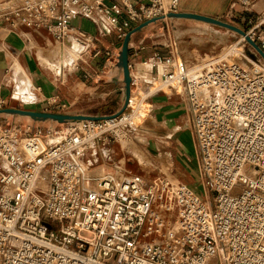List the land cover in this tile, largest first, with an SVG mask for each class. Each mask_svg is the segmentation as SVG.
I'll use <instances>...</instances> for the list:
<instances>
[{"label": "built area", "instance_id": "2783aa9c", "mask_svg": "<svg viewBox=\"0 0 264 264\" xmlns=\"http://www.w3.org/2000/svg\"><path fill=\"white\" fill-rule=\"evenodd\" d=\"M259 1L229 0L244 12ZM178 7L179 0H0V26L89 46L93 39L71 27L77 16L123 40L133 25ZM244 33L264 54V11ZM245 44L259 56L240 36L221 58L186 63L172 38L165 56L142 61L159 80L147 97L166 88L185 98L202 197L166 176H94L84 167L87 149L135 131L137 76L117 117L61 129L0 121V264H264V61L248 58ZM46 104L43 112L68 114L57 97Z\"/></svg>", "mask_w": 264, "mask_h": 264}, {"label": "crops", "instance_id": "0c3cea01", "mask_svg": "<svg viewBox=\"0 0 264 264\" xmlns=\"http://www.w3.org/2000/svg\"><path fill=\"white\" fill-rule=\"evenodd\" d=\"M132 2L138 6L145 4L146 0H132ZM106 3L108 5L111 4L110 1ZM259 4L255 5L256 10ZM137 26L133 25L128 32ZM182 26L185 29L181 30V34L178 37L175 35L171 36L167 30V37L165 34L161 36V33L155 30V26H147L138 32L132 33L128 43L129 74L133 77H139L146 83L155 80L157 76L156 70L143 66L142 61L149 59L156 53L165 56L167 54L166 45L169 39L172 38H177L179 55L184 62L192 63L196 61L197 58L189 61L183 57V54L186 57H192L195 52H198V49H189L192 41H179L178 38L193 33L189 28V24H183ZM71 27L90 36L93 41H97L102 51L113 47L114 52L119 56L120 51L118 52V50H121L123 40H118L115 34L108 32L105 26L102 27L104 28L102 34H98L95 25L90 20L77 16L71 21ZM39 34L45 40L43 44H40L37 36L30 31H21L19 28L9 30L5 25L0 26V99L4 101V105L5 102H17L19 105H24L27 110L43 112L47 106V100L57 97L61 102L69 106L70 115L91 117L114 115L122 108L123 74L122 70L117 67V62L114 63L115 67L113 69H107L108 64L112 65L111 60L104 57L108 52L104 51L101 54V50H97L99 54L92 56L91 65L88 66V73L84 72L83 76L85 79L88 76L91 78L92 83L89 87L85 85L87 81L75 82L74 85H71L72 82H68V79L70 76L72 77L76 68L74 72H66L62 76H55L42 67L47 66L49 68L50 64H54L56 69L54 72L59 73V71L57 72L58 68L62 64L64 66L66 64L61 59L59 62L56 61L58 57L54 55L56 50L47 53L43 51L52 41L41 33ZM70 43L71 45L73 44L71 41H67L63 45L64 48H68ZM105 44L107 45L106 47ZM120 45L121 47H119ZM92 46H94V49L97 48L93 43ZM64 48H60L57 52L65 50ZM41 57L48 58L50 64L43 63ZM203 59L202 57L200 60ZM41 69L59 79L61 81L60 85L54 84L50 77ZM72 80L74 81V79ZM115 94L116 98L114 99L113 95ZM146 102L150 107L146 123L154 132L159 133L160 137L167 139L166 145L169 148H167L166 155L171 167L175 169V174L188 187H195L197 181H199L198 166L197 168L194 166L195 160L197 161V154L194 149L193 135L188 125L187 106L184 96L173 91L158 92L149 95ZM169 132L172 133L168 134ZM146 137L150 139L152 136L146 132ZM141 141L144 142L143 140ZM104 146L105 144L97 142L92 148L87 149L83 153V163L86 169L94 176H104L115 172L122 173L119 163L123 164V161H118L116 165L107 163L105 157L108 156L104 154ZM148 146L151 150L157 149L156 146L152 147L150 144ZM121 148L123 149L122 146ZM107 149L110 152L114 150V147L111 146ZM146 152L150 158L158 159L160 157L159 154H153L148 149ZM112 169L115 171L112 172ZM144 177L147 178L146 176ZM154 178L156 177L152 179Z\"/></svg>", "mask_w": 264, "mask_h": 264}, {"label": "rangeland", "instance_id": "374dc122", "mask_svg": "<svg viewBox=\"0 0 264 264\" xmlns=\"http://www.w3.org/2000/svg\"><path fill=\"white\" fill-rule=\"evenodd\" d=\"M258 3L259 6L256 10L255 5L252 8L251 12H244L242 8H239L238 6L231 7V4L229 0H179V7L176 13H188V14H197V15H202L206 16L215 20H218L222 23L228 24L230 26H233L242 32H247L249 28L253 25L254 21L256 20L257 17L260 16V14L264 11V2L259 1ZM257 3V4H258ZM162 20H157L154 23H150L147 26H155V30L160 32L161 36L162 34H165L167 37V32H170L171 36L175 35L178 37L181 34V30L185 29L183 27V24H189L190 25V30H192L193 33H191L188 36L185 37H180L178 38L179 41H192V43L189 45L190 48H197L198 52H195L192 57H186L185 54H183L184 59L186 60H193L195 58L196 61L201 62V58H204V62L209 61L211 57H216V58H221L223 55H225L229 49L230 46H233L236 41L240 38V35L236 33L233 30L209 24L203 21L199 20H194V19H186V18H168L167 16L165 18H161ZM146 26V27H147ZM21 31H30L34 33L37 36V40L40 44H43L45 42L43 36H40L39 33L42 35L48 37L52 43L49 44L47 48H44V52H50L53 50H59L60 48H64V46L55 44L53 41V38L45 31L42 29H26V28H19ZM93 44L96 45V49H94V46L92 44H89V46H86L82 54L80 55L81 58L77 62H74L70 64L69 66L66 65L64 67L61 66L58 68L57 72L55 73L54 71L56 70L54 67V64H50V69L47 66H41L45 68L48 72H51L55 76H62L66 72H74L75 69V64L76 65V70L72 77L70 76L68 79V82H72L71 85H74L75 82H84L87 81L85 84L86 86L91 85V78L88 76V78H83L84 72L88 73V69L91 65L92 62V56L95 51L101 50L100 49V44L97 41H93ZM244 44V43H243ZM71 43L69 44V46ZM72 45L75 46L73 43ZM181 45V43H180ZM68 46V47H69ZM107 45L105 44V47ZM121 47V45L119 46ZM42 49V48H41ZM67 49V48H66ZM243 50L245 54L250 58L249 56L252 55L254 58V61L258 63V61H262V58L259 56H255V52L245 44L243 47ZM38 51V50H37ZM105 52H108L109 55H105V58H108L111 60V64L107 65V69H113L114 66V57L117 55L116 52H114L113 47H110L106 50ZM101 50V54L104 52ZM120 49L118 50V52ZM252 51V52H251ZM76 51L73 52L75 55ZM253 53V54H252ZM34 58V57H33ZM47 60H49L47 58ZM240 63H244L245 60L242 59L239 61L238 59H235ZM253 61L252 59H250ZM56 61H60V56L56 58ZM202 61V62H203ZM118 62V60H117ZM40 63V62H39ZM49 65V64H48ZM44 73H46L51 81L56 84L57 86L60 85V80L56 79L53 75L49 74L45 70L41 69ZM74 79V81L72 80ZM77 79V80H76ZM144 91V88H141V91L136 93V97L141 95V93ZM114 99L116 98V94L113 95ZM142 106H145V116L147 115V111L150 109V107L146 104L142 103ZM82 107H87V106H82ZM5 108H15V109H20V110H27L25 109L24 105H19L17 102H5V105L1 109ZM118 108V107H117ZM0 109V110H1ZM87 109V108H86ZM27 111H32V110H27ZM35 112V111H34ZM70 112V109L67 111L68 115ZM43 113H53L54 110L49 109L48 112H43ZM113 114H109L106 116H112ZM148 119L145 117L140 121L141 125L138 127L137 130L134 132H129L125 135L126 142L122 143V147L120 145V139L116 141L115 143L112 142H106L105 146L103 148H110L111 146L114 147V150L110 151V155L108 157H105L107 163H114L113 165H116L118 161L122 160L123 164L119 163V167H121V171L124 174H140L142 176H146L148 179H152L153 177H161V176H166L169 180L173 182H182L181 178H179L175 174V169L171 167L170 161L166 155V151L168 150L166 145L167 139L164 137H160L159 133H156L152 130V128L147 125L146 121ZM0 121H6V122H14L17 124H24V125H33V126H39L43 128H47L49 126H54L56 129H61L65 128L66 125H61L65 123H57L55 121H50V122H45V121H35L32 120L31 118H26V117H21V116H6V114H0ZM73 122V121H72ZM77 122V121H76ZM146 132L150 133L152 137L150 139L146 137ZM172 132H169L168 134H171ZM139 138H145L147 142L145 144H136ZM142 142V141H141ZM148 143V144H147ZM150 146H156L155 149H149ZM101 147V145H99ZM192 147V146H191ZM194 148V147H193ZM150 150L153 154L160 155L158 159L156 158H150L149 155H147L146 150ZM195 149V148H194ZM84 153V152H83ZM110 158V159H109ZM83 159V157H82ZM112 165V166H113ZM195 168H197V161L195 160L194 163ZM86 168V167H85ZM115 170L112 169V172ZM91 175V174H90ZM192 191L196 194L202 197V190L200 185L198 184V181L196 183L195 187H191ZM81 236L83 237H89L87 233H82Z\"/></svg>", "mask_w": 264, "mask_h": 264}, {"label": "water", "instance_id": "95a60500", "mask_svg": "<svg viewBox=\"0 0 264 264\" xmlns=\"http://www.w3.org/2000/svg\"><path fill=\"white\" fill-rule=\"evenodd\" d=\"M168 18H186V19H194V20H199L203 21L209 24L221 26L230 30L235 31L238 33L240 36H243L246 40V42L252 46V48L258 53V55L263 59L264 61V54L263 52L257 47L255 43H253L248 37H246L245 33L242 32L241 30L230 26L228 24L222 23L218 20L202 16V15H197V14H188V13H170L167 15ZM159 19H152L149 21H146L137 27H135L133 30L129 31L125 38L123 39L122 47L119 52L118 56V62H117V67L122 70L123 74V94H122V108L114 115L112 116H105V117H91V116H82V115H68V114H53V113H43V112H34V111H27V110H20V109H15V108H5L0 110V114H8V115H18L21 117H29L32 120L35 121H46V120H51L55 121L57 123H65V122H76V121H98L105 119L107 117H117L120 114L124 112L126 109L127 105V100L130 95V74H129V68H128V43L129 39L132 33L140 31L142 28L146 27L150 23H154Z\"/></svg>", "mask_w": 264, "mask_h": 264}, {"label": "bare ground", "instance_id": "6f19581e", "mask_svg": "<svg viewBox=\"0 0 264 264\" xmlns=\"http://www.w3.org/2000/svg\"><path fill=\"white\" fill-rule=\"evenodd\" d=\"M69 42L71 41L72 43L75 44L74 45H70L67 49L64 48L65 50L63 51H55V56H60V59L66 64V65H70V62L73 61L72 63L74 62H77L78 60H80L81 58V54L82 52L84 51V49L86 48V46L82 45L81 43H79L77 40H75L73 37L67 39L66 41L64 42H57V41H53L55 44H59V45H65L66 42ZM76 51L75 55L73 54V52ZM41 61L45 64H50L49 60L45 59L44 57H41ZM71 63V64H72ZM53 65V64H52ZM76 65L75 64V68H76ZM63 67V64L61 65ZM60 66V67H61ZM258 65H256L257 67ZM59 67V68H60ZM65 67V66H64ZM140 80V84H137L136 88H133L132 89V98H133V102H132V107L135 109V113L134 115L131 117V120H130V124L131 126L137 130L138 127L141 125L140 121L142 119H144L145 117H147V115L145 116V106H142V103L143 104H146L147 105V102L146 101H143L145 97H147V95L152 92V89L156 87L157 83L159 82V80L157 81L156 79L155 80H152L150 82H144L142 79H139ZM141 88L143 89L144 88V91L141 93V95L137 96L136 97V93L140 92L141 91ZM164 91L163 92H169L166 88L163 89ZM150 110V109H149ZM149 110L147 111V114L149 112ZM6 116H12V115H6ZM13 116H17V115H13ZM27 118V117H26ZM29 118V117H28ZM51 120H46L45 122H50ZM77 123V122H75ZM126 137L125 135H122L121 138H120V145L122 146V143L126 142ZM141 140H143L144 142H141ZM147 142V140L145 138H139L137 143L138 144H145ZM104 154L106 156H109L110 155V152L108 149H104ZM84 167H86L84 165ZM120 174V173H118Z\"/></svg>", "mask_w": 264, "mask_h": 264}]
</instances>
